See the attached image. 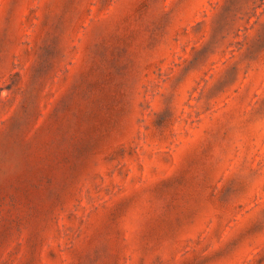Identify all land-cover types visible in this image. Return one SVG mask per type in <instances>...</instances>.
Masks as SVG:
<instances>
[{
	"label": "rangeland",
	"instance_id": "1",
	"mask_svg": "<svg viewBox=\"0 0 264 264\" xmlns=\"http://www.w3.org/2000/svg\"><path fill=\"white\" fill-rule=\"evenodd\" d=\"M0 264H264V0H0Z\"/></svg>",
	"mask_w": 264,
	"mask_h": 264
}]
</instances>
